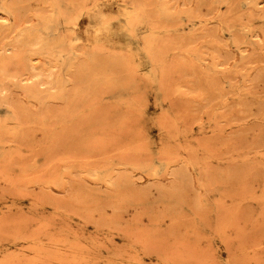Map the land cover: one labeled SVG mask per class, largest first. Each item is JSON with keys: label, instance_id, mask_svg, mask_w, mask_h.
Segmentation results:
<instances>
[{"label": "rangeland", "instance_id": "rangeland-1", "mask_svg": "<svg viewBox=\"0 0 264 264\" xmlns=\"http://www.w3.org/2000/svg\"><path fill=\"white\" fill-rule=\"evenodd\" d=\"M0 264H264V0H0Z\"/></svg>", "mask_w": 264, "mask_h": 264}, {"label": "bare ground", "instance_id": "bare-ground-1", "mask_svg": "<svg viewBox=\"0 0 264 264\" xmlns=\"http://www.w3.org/2000/svg\"><path fill=\"white\" fill-rule=\"evenodd\" d=\"M105 6L106 5H103V6H100V7H97L96 9H94L93 10V12H91L90 14H89V17H88V20L90 19V23H91V18L92 19H95L96 21H98L99 22V25H98V27L91 33V36L90 37H92V39H90L91 40V42H95L96 44H101L100 42H104V37L106 36V34L109 32V29H111L110 27L111 26H105L104 25V23L103 22H101L100 20H102V19H104L105 17H108V16H111L112 14L111 13H106L104 10H105ZM120 17H123V19L125 20V16H124V14H120ZM123 22H125V21H123ZM93 23V22H92ZM95 23V22H94ZM96 24V23H95ZM125 24V25H124ZM97 26V25H96ZM126 27H127V23H123V27H122V29H123V32H121V33H123L124 34V32H126ZM88 33L89 31L87 30V31H85V33ZM114 33V32H113ZM117 34H118V32H117ZM116 34V35H117ZM108 35V34H107ZM119 35H121V34H119ZM35 37V36H34ZM40 37V36H39ZM107 37V36H106ZM114 37V36H113ZM41 38H43V37H41ZM40 38V40H42ZM108 38V37H107ZM30 39V38H29ZM110 39V38H109ZM33 40V39H32ZM45 41H46V39H45ZM44 41V42H45ZM29 42H30V40H29ZM41 42L43 43V40L42 41H40L39 43L41 44ZM48 42V41H47ZM36 43V42H35ZM31 44V43H30ZM37 44H38V42H37ZM33 45V44H32ZM31 45V46H32ZM42 45V44H41ZM103 45V44H102ZM30 46V45H29ZM37 46V45H36ZM47 46H48V44H47ZM104 46V45H103ZM39 47H40V45H39ZM42 47H45L44 45H42ZM37 49H38V47H36Z\"/></svg>", "mask_w": 264, "mask_h": 264}]
</instances>
